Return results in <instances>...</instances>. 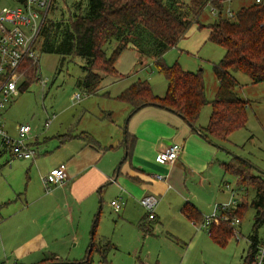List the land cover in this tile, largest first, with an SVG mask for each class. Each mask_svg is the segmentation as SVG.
<instances>
[{"label": "rangeland", "instance_id": "obj_1", "mask_svg": "<svg viewBox=\"0 0 264 264\" xmlns=\"http://www.w3.org/2000/svg\"><path fill=\"white\" fill-rule=\"evenodd\" d=\"M76 1L54 0L47 18L55 22L62 20L63 26L68 21L69 11H76L74 6ZM253 2L256 3L254 0H227L224 2L222 14L228 17L227 10L234 14L239 8ZM84 4L85 0L82 1V6ZM215 18L217 11H213L210 4L206 5L200 20L207 24L213 22ZM208 34V27L191 25L178 43L163 54L162 59L169 65L177 62L184 70L193 72L201 70L205 96L211 100L218 85L213 64L221 59L225 50L220 45L210 42L207 39ZM40 38L41 33L38 35V42ZM114 46L115 41L104 46L106 55H110ZM38 64L37 79L30 81L24 89L21 84L25 78L19 79L11 103L6 106L3 115L1 114L5 130L9 129L12 134L17 124L30 125L31 132L27 141L32 143L38 155L33 159L11 156L9 149L0 139V203L10 201L1 212L0 262L30 264L39 262L50 253H57L60 258L54 264H241L243 256L247 253L249 245L247 235L251 232L254 218V209L248 205L253 191L238 188L232 174L221 171L220 178H216L217 163L209 159L195 161L189 159L192 171L189 172L187 187L188 189L198 187L197 183L202 179L201 203L208 213L215 203L227 202L233 194L239 203L237 215L241 217L239 226L235 227L238 238L233 235L234 229L230 226V237L227 238V242L224 245L214 242L209 236V228L199 227V223H193L182 212L184 203L172 208L165 197L160 201L157 194L154 195L159 197L160 203L158 201L155 213L159 220L156 223L151 222L153 225L151 233L143 234L137 224L138 220L130 222L128 218L138 217L136 211L127 209L126 216L124 208L116 212L110 205V201L117 197L125 202L122 195H116V189L110 182L103 187L102 192L98 187L91 205L75 208L74 220L71 218L69 221L61 222L59 232L62 236L53 237V227L48 226L43 231L49 245L43 250L20 254L19 252L23 250L21 243L34 235L40 227L35 223L41 215L42 206L39 204L30 206L25 202L27 188L35 194L38 192L32 171L35 163L38 162L39 167L48 169L57 164L64 155L62 147L58 146L60 139L56 129L61 130L66 126H70L71 130L78 127L101 128L100 131L106 133L113 123L118 125L120 122L123 132L122 126L126 121V118L123 120L120 117V112L126 105L117 99L102 95L107 90L103 88L98 94H86L76 86V79L83 74L81 58L39 52ZM115 65L122 75L129 74L133 79H146L153 93L164 95L166 81L163 74L158 71L154 58L139 55L126 48L117 58ZM234 76L238 81L236 91L246 101V126L232 132L225 141L215 140L217 147L213 149L220 155V160L226 161L235 156L248 160L252 173L264 178V83H255L241 72L234 73ZM41 80L45 82L43 85ZM118 86L120 85L117 83L109 84L111 94ZM76 93L81 95L79 100L74 99ZM111 111L114 114L110 115ZM210 111V103L201 108L198 125H206ZM118 115L121 120L112 122V118H117ZM47 118L51 120L45 129L44 123ZM222 179L228 182L230 187L224 182L221 183ZM41 184L39 179V192L44 194ZM174 192L175 189L172 188L168 192V197ZM139 200V205L136 203L135 205L141 210L140 216L146 215ZM190 200L193 202V198ZM136 210L140 213L138 209ZM146 218L152 220L154 217ZM93 226L92 242L96 247L100 245L101 247L100 250L95 249L86 262ZM257 235L259 239L264 237L263 227L258 229ZM19 247L20 250L16 249ZM102 251L105 252L104 258L101 256Z\"/></svg>", "mask_w": 264, "mask_h": 264}, {"label": "trees", "instance_id": "obj_2", "mask_svg": "<svg viewBox=\"0 0 264 264\" xmlns=\"http://www.w3.org/2000/svg\"><path fill=\"white\" fill-rule=\"evenodd\" d=\"M82 1L74 2L76 11H69L68 21L63 26L62 20L55 22L46 17L40 32L39 52L81 58L83 74L75 84L84 93L98 94L101 73L118 76L115 61L123 50L131 46L141 55L154 58L158 71L166 80V91L163 96H158L146 79L132 81L114 97L130 106V114L150 104L168 109L210 141H225L232 132L246 126V101L236 91L238 81L234 73L241 72L255 83H264V27L261 25L264 5L253 2L227 17L222 14L227 0H85L83 6ZM208 4L217 11V18L205 24L200 16ZM193 24L208 27L207 39L225 50L221 59L213 64L218 86L211 100L205 96L201 70H184L177 62L169 65L162 59L163 54L175 46ZM111 41H115V46L110 55H106L104 46ZM38 71L39 64L26 63L22 89L37 79ZM102 95L108 97L109 93L106 91ZM207 103H210L211 111L206 125L200 129L197 124L200 110ZM80 135L87 143H96L87 132ZM60 137L63 140L69 134ZM221 165L224 173L235 177L238 188L253 191L248 205L254 209V218L251 232L247 235V253L241 262L251 264L256 245L264 246V237L259 239L257 235L259 228L264 229V178L253 174L250 162L244 158L235 156ZM9 202L0 203V220L3 207ZM181 210L190 221L201 224L202 215L194 206L186 203ZM238 210L239 206L237 214ZM138 226L143 234L151 233V224L140 221ZM229 227V221L224 220L212 224L209 236L214 242L224 245L230 237ZM100 247L91 241L85 261L88 262L91 253ZM101 256L105 257L104 251ZM58 260L48 255L30 264H54Z\"/></svg>", "mask_w": 264, "mask_h": 264}, {"label": "crops", "instance_id": "obj_3", "mask_svg": "<svg viewBox=\"0 0 264 264\" xmlns=\"http://www.w3.org/2000/svg\"><path fill=\"white\" fill-rule=\"evenodd\" d=\"M212 10L215 11L213 8ZM127 49L141 55L131 46L127 47ZM114 66L119 73L117 66L115 64ZM101 75L102 80L99 91L103 90V88L107 90L109 98H114L132 81L138 79H133L129 74L126 76L122 75L121 72L118 76H106L104 73H101ZM111 83L120 85L113 91V94L108 88ZM160 94L156 93L159 96ZM124 104L126 106L123 107L122 112L119 111L121 113L119 114L123 120L126 118L124 126H122L125 132L121 131V126L119 125L121 118H119V115L117 118H112V122L115 120L119 122L118 125L113 123V126L107 129L106 133L101 132V128L86 129L78 127L71 130L69 129L70 126H66L61 130L56 129L60 139L58 146L62 147L64 155L57 164L50 166L48 169L39 167L38 162L35 163V168L32 171L38 192L35 194L31 192V189L27 188L25 191V202L26 205L30 206L38 204L42 206L41 215L35 223L40 225V227H38L39 230L34 235L21 243L23 250L19 252L20 254L45 249L49 243L43 230L48 226L53 227V237L62 236V233L59 232L61 222L64 220L69 221L71 218L74 220L75 208H83L87 204L91 205L98 187H100L102 192L103 187L111 182L110 180L114 177L117 168L118 173L111 182V186L116 189V195L120 194L125 199L122 207L125 215L128 216L126 214L127 209L137 212L138 217H128L130 222L138 220L137 224L143 221L146 225H152L151 222L153 221L155 223L158 222L159 217L156 213L152 220H148L145 214L140 216L141 210L136 207L135 203L139 205L138 199L144 194H157L160 196V201L165 197L168 200V205L172 208L180 206L182 203H188L194 206L201 215L210 213L203 209L201 203L203 186L200 182H202V179L197 183L198 187H190V189L187 187V184H189V172L192 171L189 159L193 161L209 159L212 160L211 162L217 163L218 167L215 169L217 171L216 178H220L219 172H224L221 163L229 161L233 157L226 161L225 159L220 160V155L216 149H213V147H217L215 141L211 142L204 138L196 128L191 127L181 116L168 109L150 104L142 106L130 114V106L127 103ZM112 113L114 114L111 111L110 115ZM198 126L201 129L205 125ZM7 131L12 136H15L16 126L14 134L10 133L9 129ZM81 132L90 134L96 140V143L94 145L87 143L80 135ZM64 134H69V137L62 140L60 136ZM35 140H37V137H35ZM172 142H178L182 146L178 158L170 164L158 163L157 154ZM209 143H213V145ZM30 144L32 145L31 142ZM128 146L129 151H127ZM9 155L11 154L9 153ZM36 155H38V151ZM58 166H63L64 168L65 176L63 182L54 185L50 192L45 193L43 190L44 194L42 192L40 194L39 179ZM157 174H161L163 178L158 179L156 177ZM223 182L222 179L221 183ZM172 188L175 189V192L168 197V192ZM191 198H193V202H191ZM16 249L20 250V247ZM49 255L60 258L57 253H50Z\"/></svg>", "mask_w": 264, "mask_h": 264}, {"label": "built area", "instance_id": "obj_4", "mask_svg": "<svg viewBox=\"0 0 264 264\" xmlns=\"http://www.w3.org/2000/svg\"><path fill=\"white\" fill-rule=\"evenodd\" d=\"M264 5V0H254ZM5 2L6 4H1ZM52 0H0V139L9 153L14 157L33 159L37 150L28 143L27 138L31 132L29 124H17L15 136H11L1 120V114L6 106L11 103L12 94L17 90L18 80L25 77L26 63L29 65L38 64L39 42L38 35L41 32L44 21ZM228 16L233 14L227 10ZM264 27V21L262 22ZM42 85L45 83L41 80ZM81 95L74 94V99L79 100ZM51 118L44 123L46 128ZM182 150L178 142H172L157 154V161L160 164H170L176 160ZM65 176L63 166H58L49 174L41 176V183L45 193L51 191L54 185L61 184ZM162 179L161 174H157ZM230 187L228 182H224ZM232 190V189H231ZM140 203L145 209L146 217L152 219L155 216V207L159 197L154 194H145L140 198ZM114 211L119 212L124 200L114 198L110 201ZM239 203L231 194L229 200L224 203H215L209 214L202 215V222L199 226L209 228L212 224L221 220L229 221L234 229L233 235L238 238L236 226L241 220L237 215ZM0 264H7L0 262ZM251 264H264V246L257 244L252 253Z\"/></svg>", "mask_w": 264, "mask_h": 264}, {"label": "water", "instance_id": "obj_5", "mask_svg": "<svg viewBox=\"0 0 264 264\" xmlns=\"http://www.w3.org/2000/svg\"><path fill=\"white\" fill-rule=\"evenodd\" d=\"M124 132H125V129H124ZM117 173H118V168H117V170H116V172H115L114 177L112 178V180H110L111 182L115 179ZM93 233H94V227L92 228V231H91V241H92V239H93ZM91 241H90V242H91Z\"/></svg>", "mask_w": 264, "mask_h": 264}]
</instances>
